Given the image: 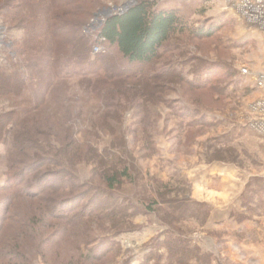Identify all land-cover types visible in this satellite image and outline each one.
Returning a JSON list of instances; mask_svg holds the SVG:
<instances>
[{"label":"trees","instance_id":"obj_1","mask_svg":"<svg viewBox=\"0 0 264 264\" xmlns=\"http://www.w3.org/2000/svg\"><path fill=\"white\" fill-rule=\"evenodd\" d=\"M104 1L0 0L4 23L22 22L28 33L12 70L0 66V97L13 104L0 112V141L10 131L8 184L0 187V264H34L37 257L44 264H114L121 247L111 234L123 227L134 230L129 221L135 214L165 207V212L183 215L203 208L184 182L176 185L150 176L152 194L139 195L146 188L144 169L121 125L130 110H141L140 121L143 115L144 121L154 116L156 103H165V94L160 95L169 89L167 84L184 81L182 70L157 68L163 49L181 35L205 38L213 31L191 25L182 9L136 0L126 11L108 15L93 34L87 24ZM96 46L101 50L95 56ZM187 61L194 73L206 69L201 60ZM233 76L229 70L217 79ZM206 80L190 79L196 90L217 87ZM77 101L82 105L77 107ZM89 113L101 114V119L85 132ZM106 128L113 136L101 144L98 138ZM147 130L141 157L158 150L154 130ZM82 163L91 165L88 178L79 171ZM52 175L65 182L57 183ZM41 183L38 190L26 187ZM128 184L134 187L131 194L124 191ZM178 235L153 244L154 250L138 264H190L196 247ZM52 236L59 245L71 240L74 247L50 253Z\"/></svg>","mask_w":264,"mask_h":264},{"label":"rangeland","instance_id":"obj_2","mask_svg":"<svg viewBox=\"0 0 264 264\" xmlns=\"http://www.w3.org/2000/svg\"><path fill=\"white\" fill-rule=\"evenodd\" d=\"M158 1L165 8L184 10L191 25L211 30L213 34L205 38L181 35L164 48L157 68L159 71L182 70L184 81L167 84L169 89L160 95L165 94V103H156L154 116L144 121L146 116L143 115L144 119L140 121L141 110H130L121 126L127 129L130 145L144 169L146 188L140 190L139 195L152 194L150 176L176 185L184 182L191 190L192 199L203 204V208H192L183 215L173 209L165 212V207L155 212L145 209L135 214L129 221L135 224L134 230L123 227L118 233L111 234L121 247V254L114 264H122L125 260L138 264L146 259L153 244L165 243L168 236L174 238V234L178 233L191 248L196 247L197 252L190 264H264V133L254 124L259 117L254 105L264 98V85L259 83L260 75L264 74V30L242 16L230 0ZM127 2L133 0L104 1L105 6L91 17L86 30L96 34L107 18L100 15L98 17L102 22L95 23L97 13L104 10L111 14L119 13L118 9ZM94 20L95 27H90ZM0 24L3 27L0 32L4 36V43L0 47V66L10 72L13 64L19 60L18 50L26 42L28 33L22 22L18 25L4 23L0 17ZM96 54L93 48L92 55ZM187 60H201L206 64L205 71L195 74L192 64L185 65ZM229 70L234 74L233 80L217 79L220 75L225 76ZM193 76L197 83H207L208 78L209 83L217 87L196 90L190 81ZM221 83L229 84L228 88L222 89ZM67 94L71 95L72 90H67ZM77 96L80 97L81 93H77ZM75 105L79 107L82 103L77 101ZM11 108L13 104L0 97V112ZM201 118L205 123H201ZM100 119L101 114L89 113L90 121L85 122L84 131H90ZM147 129L154 130L153 139L158 150H147V155L141 157ZM103 130L105 136L98 138L101 144L111 141L113 136L108 128ZM9 134L10 131L0 141V187L8 184ZM81 138L92 141L95 137ZM78 167L82 176L88 178L91 165L82 163ZM226 167L235 170L234 176L241 186L231 202L230 218L225 221L219 213L221 209L214 204H222L225 195H228L226 199L232 197L229 195L233 193V184L226 181ZM51 178L57 183L65 182L56 175ZM43 185L27 184L26 187L38 190ZM239 185L235 183V187ZM133 188L128 184L124 191L131 194ZM226 189L230 194L224 193ZM196 190H203L199 195L203 200L194 197ZM219 193H222L220 198ZM100 226L96 228L99 230ZM48 246V252L55 253L58 248L72 249L74 243L70 240V243L59 245L52 236V244ZM159 247L161 253L166 252L164 247ZM34 264H44V261L37 257Z\"/></svg>","mask_w":264,"mask_h":264},{"label":"built area","instance_id":"obj_3","mask_svg":"<svg viewBox=\"0 0 264 264\" xmlns=\"http://www.w3.org/2000/svg\"><path fill=\"white\" fill-rule=\"evenodd\" d=\"M136 0H133L132 4ZM232 4L240 11L242 16L246 17L252 24L259 26L261 29L264 30V0H230ZM129 2L122 5L118 10L119 13H122ZM131 4V5H132ZM112 11V10H110ZM111 14V13H109ZM109 14L102 13L101 16H108ZM96 22L95 20L90 24L92 27H95V23H101L102 20L96 15ZM2 25L0 24V31L2 29ZM3 33L0 32V47L4 43ZM101 47L96 46L94 47L95 52H99ZM244 73L247 72L246 69L243 70ZM260 85H264V74L260 75L259 78ZM255 111L259 112V117L255 119V126L258 128L259 131L264 133V98L259 99L254 105Z\"/></svg>","mask_w":264,"mask_h":264},{"label":"crops","instance_id":"obj_4","mask_svg":"<svg viewBox=\"0 0 264 264\" xmlns=\"http://www.w3.org/2000/svg\"><path fill=\"white\" fill-rule=\"evenodd\" d=\"M225 169H226V171L228 170V173L225 174L226 181L227 182H230V184H233V193L231 195H229V196H232V197H230L229 199H226V198H228V195H225L224 196L223 203L222 204L221 203L214 204V206H216L219 209H221V211L219 210V213H221L222 219L226 221L227 219L229 220V218H230V211L232 210L230 208L231 207V202L233 201V197L238 195L237 192L240 189L241 184L239 185V183H240L239 180H238L239 182L237 183L236 178L234 176L235 170H233L232 167H226ZM235 183L237 184V186L239 185L238 188L235 187ZM201 192H203V190H200V192H197V190H196L195 193H194V197H196L199 200H203V199H201L202 197L201 198L199 197V195H200ZM224 193L230 194L229 190H227V189L224 191ZM221 194L222 193L217 194L219 198H220V195ZM229 208H230V210H229Z\"/></svg>","mask_w":264,"mask_h":264},{"label":"water","instance_id":"obj_5","mask_svg":"<svg viewBox=\"0 0 264 264\" xmlns=\"http://www.w3.org/2000/svg\"><path fill=\"white\" fill-rule=\"evenodd\" d=\"M132 2H129L127 4V6L125 7L124 11H126L130 6H131ZM123 11V12H124ZM102 13H106V14H109L108 11L104 10V11H100L99 13H97L98 16H100Z\"/></svg>","mask_w":264,"mask_h":264}]
</instances>
